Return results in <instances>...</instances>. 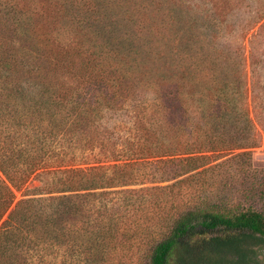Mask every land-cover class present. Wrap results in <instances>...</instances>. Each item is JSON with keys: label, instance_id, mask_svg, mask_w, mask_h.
<instances>
[{"label": "trees", "instance_id": "16d2710c", "mask_svg": "<svg viewBox=\"0 0 264 264\" xmlns=\"http://www.w3.org/2000/svg\"><path fill=\"white\" fill-rule=\"evenodd\" d=\"M100 3L95 8L87 0H0V264H32L34 255L40 258L61 245L80 259L105 264L120 245L129 249L139 244L158 221L165 222L167 230L149 239V264H264L262 211L191 203L193 193L209 181L207 172L234 157L249 158L248 151L232 153L253 143L245 137L250 118L236 105L243 98L237 77L230 87L211 68L214 59L185 62L191 60L190 42L177 20L176 7L183 4L179 0H165L170 25L164 28L171 33L164 42L159 38L174 55L168 61L165 51L146 53V64L134 75L111 71V76L98 63H105V57L93 52L83 57L85 64L67 58L70 51L56 42L58 58L38 35L39 25H46L51 16L55 31L62 23H72V44L79 52L98 37L110 39L93 28L107 16L117 18L122 6L114 4L111 12ZM219 5L215 0L205 10L197 9L205 29L230 23L221 18ZM260 12L257 18L264 17L263 8ZM190 21L192 30L196 15ZM117 26H107L105 32L115 38L110 42L117 41ZM159 28L154 27L156 35ZM200 65L209 69V76H199L204 71H197ZM137 88H149L155 100L149 118L132 104L138 110L136 120L145 118L137 131L153 139L150 154L143 157L168 166L151 181L167 183L131 187L141 183L124 161L72 165L74 149L88 148L103 108L121 105L126 96L144 104ZM53 159L58 162L49 171L50 181L28 188L30 177ZM15 190H22L18 200Z\"/></svg>", "mask_w": 264, "mask_h": 264}, {"label": "rangeland", "instance_id": "374dc122", "mask_svg": "<svg viewBox=\"0 0 264 264\" xmlns=\"http://www.w3.org/2000/svg\"><path fill=\"white\" fill-rule=\"evenodd\" d=\"M156 1L87 0L88 5L95 8H99L98 3L104 2L111 12L113 11L111 9L115 7L114 4L116 6L121 5L122 8L118 9L119 16L117 18L110 19L107 16L102 21H97V26L93 28L104 31L105 37L110 39L98 37V41L94 40L90 47L87 46L89 43L84 44V48L80 52L76 49L77 46L72 44L75 31H72L74 27L70 22L62 23L55 31L56 20L50 16L46 25H39L40 28L37 29V32L44 43L50 49L55 50L54 52L58 58L60 54L56 51L59 49L56 42L70 51H66L68 54H65V57L78 58L83 64H85L83 57L88 54V51L105 57L108 63L106 61L105 63H98L111 76L113 73L138 74L146 64V60H144L146 53L156 55L157 51L162 50L167 54V59L174 55L171 52L174 51L172 48L159 43V38L163 37L164 42L165 37H169L171 30L166 31V28H164L165 25H170V16L166 13L168 6H166L165 0H160L163 1L162 5L156 3ZM182 1V6L176 7V15H178L177 20L183 26L182 29L186 30L190 42L187 56L191 60L185 62L189 65L193 59L195 60L198 57L201 63L204 64L202 60L214 59L216 68L214 65L211 68L218 72L220 79L226 82L229 81L230 87L234 85L233 77H237L236 85H241L243 98H239L236 105L246 111L250 118L251 127L246 130L247 135L245 137H247L248 143L253 142L248 147L235 149L232 152L248 151L249 158L246 156L234 157L224 165H218L211 172H207L205 176L209 177V181L204 183L201 191L193 193L191 196L193 202L191 203H200L203 207L214 209L251 206L264 213V17L257 18L261 14L262 8L264 9V0H220L219 6L222 9L220 13L223 15L221 18L230 23L216 25L215 27L210 26L212 28L208 29L204 28V25H206L205 19H203L202 24V19L197 16V11L199 9L205 10L212 3H215V0H179V3ZM106 3L110 4L109 8ZM186 3L187 6L191 3V5L197 7L191 8L190 5L185 7ZM68 5L70 4H67V8H69ZM72 5L75 6L73 2ZM169 6L171 8V5ZM195 15L197 22L193 24V29L189 30L192 27H188V25H190V20ZM115 24L118 25L116 29L119 31L116 34L117 41L110 42L112 35L108 36L105 31L108 30L107 26L114 27ZM154 27H161L159 28V35H156ZM90 33L92 35V32ZM104 41L111 46L112 50L105 47ZM85 48H87V51ZM62 55L64 56V54ZM109 55H112V57H108ZM177 66L179 65L177 64ZM85 68L86 66L82 70ZM197 68V71L204 70L202 71L203 74L199 73L200 77L203 75L209 76L211 73L206 66L200 65ZM190 71L196 70L191 67ZM66 80L71 81L69 77ZM148 90L150 89L137 88L136 90L138 97L145 100V102H142L144 104L139 105L138 100H129L126 96L121 105H117L112 109L103 108L101 117L96 124L97 127L90 132L91 137L88 148L84 150L82 147H76L70 158V163L76 166H86L88 163L112 165L124 161L128 165H132L131 167L137 175L136 179L138 183H141L131 187H151L167 183L151 182L157 180L160 175L159 171L168 170V166L154 162V158L143 157L145 154H150L153 139L150 135L137 131L140 121L145 119L137 118L136 120L137 111L139 110L141 114H145V117L148 118L153 115L152 110L154 108L152 104L155 100L151 91ZM132 104H138L136 106L138 110H134ZM239 124L244 126L245 121L240 119ZM231 154L223 156L219 160L226 159ZM129 155L130 157L133 155L134 158L131 160L125 159ZM64 161H67V157L64 158ZM57 162L56 159L49 160L45 167L37 170L38 175L34 176V173L30 177L26 186L32 188L50 181L51 174L49 171L57 168ZM157 191L151 192L154 194ZM21 192L22 190H15V200L21 198ZM143 221L145 220L143 219ZM166 230V223L158 221L156 226L151 228V234L141 236L139 244L131 245L128 247L129 249L126 248V244L120 245L119 249L117 248L111 252L113 254L112 258L105 264H149V239L151 236L162 235ZM261 254L264 259V251ZM33 257L35 262L32 264H103V262L94 263L80 259L77 255H74L72 250H67L65 245L44 251L40 258L35 255Z\"/></svg>", "mask_w": 264, "mask_h": 264}]
</instances>
